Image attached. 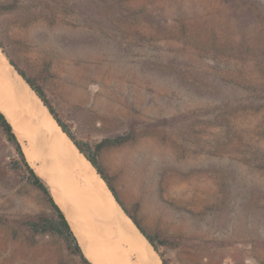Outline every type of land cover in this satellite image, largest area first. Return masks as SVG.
<instances>
[{
    "label": "rangeland",
    "instance_id": "obj_1",
    "mask_svg": "<svg viewBox=\"0 0 264 264\" xmlns=\"http://www.w3.org/2000/svg\"><path fill=\"white\" fill-rule=\"evenodd\" d=\"M0 44L76 139L93 147L133 128L98 159L142 227L179 242L158 247L169 264H264V0H0ZM24 122L31 160L21 147L49 188L75 190L74 211L99 203L49 147L51 162L36 163L39 131ZM16 161L0 128V264H83L61 237L25 225L53 210ZM96 174L127 223L114 259L130 264L135 227ZM98 237L93 254L110 249Z\"/></svg>",
    "mask_w": 264,
    "mask_h": 264
},
{
    "label": "bare ground",
    "instance_id": "obj_2",
    "mask_svg": "<svg viewBox=\"0 0 264 264\" xmlns=\"http://www.w3.org/2000/svg\"><path fill=\"white\" fill-rule=\"evenodd\" d=\"M6 60V58L2 59L0 56V105L8 110L7 113L9 112V114H12V118L10 121L13 125V130L19 142L23 145L28 158L31 160V154L29 153L26 145V135H24L26 131H24L23 133V130L24 128H28L27 124L24 122L25 120L27 122H34V129L36 130V132H40L41 137L44 138V140L46 141L45 143L47 147L50 148L51 152H53L63 164L75 167V169H77L79 173H81L86 178V180H88L87 183L90 186V189L93 190V194L96 195L99 199V203L96 204L88 200L86 202L84 211L80 209L78 202H76L75 204V209L77 208V211H74V208H72V206L71 209L68 208V206H65L61 201L58 203L65 211L64 213L66 214L67 220L71 228L73 229L71 230L74 231L73 233H75L74 235H76V238H78V243L84 251V254L87 255V258L93 257V244L86 238L87 235L86 232H84V227H82L80 224L79 217H81L84 222L90 227L103 234L107 242L106 245H110V249L106 248L105 252L109 256L114 257L115 251L116 249H118V244L121 242L124 244L126 240L130 241L124 233V230L127 229V223L122 217L116 214V210V213L114 212L113 207L108 203L109 196L106 190L102 188L103 186L101 185V183L96 180V177L94 175L95 169L78 151V149L67 137V135L61 130L53 117L49 114L47 108L43 104H40L42 102L29 88V86L24 83L21 78H15L10 74L7 68ZM2 62L4 64L3 66ZM9 81L17 86L19 85L25 89L27 88L31 93H29L27 89H11L12 86L10 87ZM36 99L40 103L37 102ZM50 188L52 191L62 196L60 191L56 187H54V185ZM68 194L69 195H67V197L69 199H72L73 197H75V190L69 191ZM111 197L113 199L115 207L119 211V214H121V209L115 203L112 194ZM79 201L81 203L82 200ZM88 252H90V254Z\"/></svg>",
    "mask_w": 264,
    "mask_h": 264
},
{
    "label": "trees",
    "instance_id": "obj_3",
    "mask_svg": "<svg viewBox=\"0 0 264 264\" xmlns=\"http://www.w3.org/2000/svg\"><path fill=\"white\" fill-rule=\"evenodd\" d=\"M1 46V44H0ZM9 62L14 65L19 75L23 78V80L27 83V85L34 91L36 96L40 99L42 104L47 108L50 115L56 121L61 130L67 135V137L71 140V142L75 145L78 151L84 156V158L92 165L97 174L102 178L105 182L108 190L112 194L113 198L117 201L120 208L123 210L125 215L130 218L132 223L135 225L140 234L147 240L153 250L159 255L162 264H169L166 261L162 254L159 252L158 247H177L179 242L175 239H170L168 237H164L159 233L147 232L139 220L137 219L134 213L127 210L122 203L119 201L117 194L115 192L114 186L110 178L105 173L99 159L98 153L106 147L121 145L133 138L134 131L131 128L127 133L116 135L113 137L102 138L98 141L93 147H91L88 143L78 140L72 134L67 125L58 117L52 105L49 103L47 99V95L43 89V87L38 83L35 78L30 77L24 70L20 69L10 58H8ZM0 128L3 131L8 142L12 144L14 147V151L18 156V161L14 162V166H19L23 168L26 181L31 184L33 187L40 190L45 200L48 202L50 207L53 210V214L50 216L40 215L36 218L25 221V225L28 227L31 233H54L61 237L66 244V247L70 253L77 255L83 264H92L89 259L84 255L83 250L81 249L78 240L76 238L74 231L71 230L70 225L65 218L63 211L55 202L48 184L35 172L34 168L29 164L25 153L21 147V144L11 126L10 121H8L6 115L4 114L2 108L0 107ZM3 172L0 170V176H2Z\"/></svg>",
    "mask_w": 264,
    "mask_h": 264
},
{
    "label": "crops",
    "instance_id": "obj_4",
    "mask_svg": "<svg viewBox=\"0 0 264 264\" xmlns=\"http://www.w3.org/2000/svg\"><path fill=\"white\" fill-rule=\"evenodd\" d=\"M37 136L35 137H33V140H35L34 141V150H35V152H36V155L38 156V159H37V164H42V163H50L51 162V160H50V158L48 157V151H49V148L47 147V145H46V143L44 142V139L40 136V134L37 132ZM46 150H47V153H46ZM48 157V158H47ZM71 175H72V179L74 180V181H76L78 184H79V181L80 180H82V178L80 177V175L78 174V173H74V172H71ZM77 177V179H76V177ZM54 179L56 180L57 178L56 177H54ZM54 187H56L59 191H60V193L62 194V196L60 197V200H61V202L65 205V206H68V208H71V202H70V199L67 197V195H69L68 193H66V192H64V191H62L61 189H60V187H59V185L57 184V182H54ZM53 198H54V200H55V202L57 203V205L60 207V209L63 211V213L65 212L63 209H62V207H61V205L56 201L57 199L54 197V195H53ZM64 215H65V218L67 219V217H66V214L64 213ZM68 221V220H67ZM69 223V222H68ZM70 225V224H69ZM134 225V224H133ZM70 228H71V226H70ZM72 229V228H71ZM135 232L136 233H134L133 235H134V241L132 242V243H135L136 245H134V246H136V247H134L136 250H137V252L140 254V255H137V253L136 254H132V255H130V256H128V258H129V263L130 264H162V262H160L159 261V259H158V254L153 250V248L150 246V244L147 242V240L142 236V235H140V233L137 231V229L135 228ZM93 233H96V234H98L99 232L97 231H95V232H87V230H86V235H87V237H90L91 238V240L93 241H91V243L93 244V251L95 250V247H96V241H97V237L98 238H100L99 240L102 242V243H105V241H106V239H105V237L103 236V234H101V233H99L98 235H97V237L96 238H94L93 237ZM101 235H102V237H101ZM131 235V234H130ZM93 237V238H92ZM78 239V238H77ZM105 239V240H104ZM126 243H119L118 244V249H116V251H115V255H114V257H116L119 253H120V250H122V248H120L121 247V245H124V246H126L125 245ZM128 244V243H127ZM131 244V243H130ZM120 246V247H119ZM132 246V245H131ZM130 246V247H131ZM137 246H139V247H137ZM104 249H103V252L107 255V253L105 252L106 251V249H105V246L103 247ZM129 249V248H128ZM130 250V249H129ZM84 252V251H83ZM103 252H102V254H101V251H99V253L97 252V254H93V256L100 262V264H106V262L103 260V258H105L104 257V254H103ZM135 253V252H134ZM157 254V255H156ZM109 259H108V258ZM106 258L110 261V264H120V262H117L115 259H114V257H112V256H107ZM112 257V258H111ZM89 259V258H88ZM114 259V260H113ZM90 260V259H89ZM148 260H150V261H148ZM91 261V260H90ZM91 262H93V261H91ZM94 264V263H93Z\"/></svg>",
    "mask_w": 264,
    "mask_h": 264
},
{
    "label": "water",
    "instance_id": "obj_5",
    "mask_svg": "<svg viewBox=\"0 0 264 264\" xmlns=\"http://www.w3.org/2000/svg\"><path fill=\"white\" fill-rule=\"evenodd\" d=\"M6 64H7V68H8V70H9V72H10V74L12 75V76H14L15 78H21L22 80H23V78L19 75V73L17 72V70H16V68L14 67V65H12L10 62H9V60L7 59L6 60ZM24 81V80H23ZM24 83H26L25 81H24ZM27 84V83H26ZM30 88V87H29ZM31 89V88H30ZM32 90V89H31ZM33 91V90H32ZM34 92V91H33ZM36 95V94H35ZM114 201H115V203L118 205V203H117V201L114 199ZM119 206V205H118ZM119 208H120V206H119ZM121 209V208H120ZM122 210V209H121ZM123 211V210H122ZM82 249V248H81ZM84 253V252H83ZM85 255V254H84ZM86 256V255H85ZM87 257V256H86ZM90 261V260H89ZM91 262V261H90ZM92 263V262H91ZM93 264V263H92Z\"/></svg>",
    "mask_w": 264,
    "mask_h": 264
}]
</instances>
